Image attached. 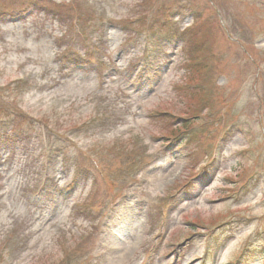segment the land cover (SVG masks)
Wrapping results in <instances>:
<instances>
[{
  "label": "rangeland",
  "instance_id": "1",
  "mask_svg": "<svg viewBox=\"0 0 264 264\" xmlns=\"http://www.w3.org/2000/svg\"><path fill=\"white\" fill-rule=\"evenodd\" d=\"M0 264H264V0H0Z\"/></svg>",
  "mask_w": 264,
  "mask_h": 264
}]
</instances>
